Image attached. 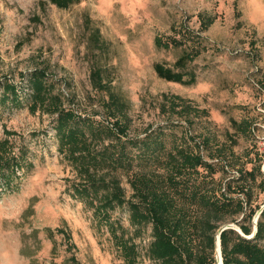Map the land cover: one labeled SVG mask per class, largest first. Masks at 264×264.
I'll list each match as a JSON object with an SVG mask.
<instances>
[{"label": "rangeland", "instance_id": "1", "mask_svg": "<svg viewBox=\"0 0 264 264\" xmlns=\"http://www.w3.org/2000/svg\"><path fill=\"white\" fill-rule=\"evenodd\" d=\"M199 14L216 20L201 33L202 53L186 66L195 75V84L160 79L154 65L176 69L186 49H160L154 39L179 38L176 32L182 28L199 33ZM0 23V83L6 79L25 94L31 72L45 71L65 107L102 120L108 97L91 83L92 72L100 69L104 82L125 105L130 137H143L157 127L179 138L189 132L191 148L198 151L199 143L207 160L211 151L229 162L214 177L217 194L244 200L246 212L250 206L263 207L259 184L264 177V162L260 163L264 156V0H82L67 9L49 0H0ZM95 31L99 40L92 36ZM165 96L182 98L209 116L185 119L164 104ZM28 105L27 97L18 106L3 101L0 87V139L6 132L16 134L11 140L27 146L33 163L17 191L0 192V264H73L72 255L79 264H121L106 229H98L92 211L68 194V188L78 182L77 175L57 152L55 117L32 114ZM230 118H248L252 135L236 134ZM204 137L209 138L207 145L201 143ZM217 148L225 153H215ZM230 150L235 154L232 159ZM252 170L254 180L245 175ZM121 186L130 199L132 192L124 179ZM112 219L128 230L129 237L134 236L126 207L116 208ZM237 223L248 221L243 214L224 217L214 235L206 233L214 236V248L202 232L194 250L212 249L219 264L220 230L227 226L239 230ZM59 229L70 232L75 246L71 252L66 251ZM140 233L134 239L137 264H154L147 255L150 225Z\"/></svg>", "mask_w": 264, "mask_h": 264}, {"label": "trees", "instance_id": "2", "mask_svg": "<svg viewBox=\"0 0 264 264\" xmlns=\"http://www.w3.org/2000/svg\"><path fill=\"white\" fill-rule=\"evenodd\" d=\"M49 1L57 8L67 9L82 0ZM215 20L214 16L199 14V33L182 28L176 32L179 38L156 37L154 44L157 48L186 49L175 63L176 69L156 63V75L167 82L185 86L195 84L196 77L186 70V66L202 53L201 33L207 31ZM92 36L95 40L100 39L98 31ZM27 83L29 92L24 94L5 79L0 83L3 101L18 106L21 99L27 97L30 113L41 112L55 117L53 130L57 152L77 175L78 182L68 188V194L92 211L98 229H106L121 264L138 263L139 252L134 239L147 225L151 227L152 238L147 255L154 264H216L211 252L214 236L206 233L214 235L219 228L218 222L238 214H243L248 223H237L238 232L227 229L220 233L222 263L264 264V208L250 206L246 212L244 200L217 194L214 177L219 168L224 171L228 167L227 159L210 151L208 157L211 160H207L200 152L202 146L199 143L198 151L191 148L189 132L179 138L174 133L167 134L165 127H157L145 132L143 137H130L125 105L104 82L100 69L92 72L91 83L108 97L103 106L106 115L102 120L65 107L63 97L54 92V85L49 82L45 71L35 69ZM165 102L185 119L209 116L205 110H197L176 96H165ZM229 122L235 133L243 138H249L254 131L248 118L240 121L230 118ZM13 135L16 134L6 132L0 139V192L17 191L33 168L29 149L11 140ZM208 139L204 137L201 143L207 145ZM217 149L215 153H225ZM227 153L230 159L235 156L232 150ZM261 162H264L263 155ZM257 172L262 175L260 166ZM239 175L244 177L243 172ZM245 175L254 180V170ZM122 179L131 189L130 199L126 198L121 186ZM259 186L264 192V177ZM119 207H126L129 212L130 225L135 228L133 237H129L128 230L112 219V212ZM259 211L257 231L253 238H249L253 232L252 220ZM202 232L212 248L208 253L194 250V241ZM57 233L66 242V251L71 252L75 246L70 232L59 229ZM70 260L79 264L74 255Z\"/></svg>", "mask_w": 264, "mask_h": 264}, {"label": "water", "instance_id": "3", "mask_svg": "<svg viewBox=\"0 0 264 264\" xmlns=\"http://www.w3.org/2000/svg\"><path fill=\"white\" fill-rule=\"evenodd\" d=\"M262 208H264V205H263V207ZM261 213V211H259L258 212V214H257V216L255 217V229L253 230V232H252V234H251V236L249 237V238H253L254 237V235H255V233H256V231H257V229H256V224H257V221H258V217H259V214ZM232 226H227V227H224V228H222L221 230H220V233L222 232V231H224V230H227V229H233V228H231ZM235 231H239V230H236V229H234ZM218 246H219V248H220V235H219V237H218ZM220 261H221V264H223L222 263V257H221V248H220Z\"/></svg>", "mask_w": 264, "mask_h": 264}, {"label": "bare ground", "instance_id": "4", "mask_svg": "<svg viewBox=\"0 0 264 264\" xmlns=\"http://www.w3.org/2000/svg\"><path fill=\"white\" fill-rule=\"evenodd\" d=\"M219 264H221V261H219Z\"/></svg>", "mask_w": 264, "mask_h": 264}]
</instances>
